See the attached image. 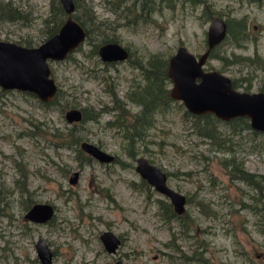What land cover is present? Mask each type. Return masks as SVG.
I'll use <instances>...</instances> for the list:
<instances>
[{
  "label": "rangeland",
  "instance_id": "1",
  "mask_svg": "<svg viewBox=\"0 0 264 264\" xmlns=\"http://www.w3.org/2000/svg\"><path fill=\"white\" fill-rule=\"evenodd\" d=\"M4 1L14 12L0 17V39L23 44L30 37L37 44L47 37L53 0ZM132 3L72 0L71 16L83 35L62 58L47 61L55 85L50 100L0 87V264H44L34 247L39 237L50 264H114L119 258L124 264H264V132L245 116L187 111L180 99L160 95L169 78L147 66L178 45L202 52L203 7L163 6L145 22L133 17ZM202 4L226 24V37L212 47L205 68L228 76L237 90H257L264 83V3ZM103 35L123 47L124 58H100L93 44ZM109 90L138 116L131 139L115 123ZM71 108L79 111L77 120L63 116ZM70 129L111 158H91L79 142L46 133ZM139 156L185 195L183 217L134 169ZM72 171L77 176L70 182ZM26 201L49 204L50 216L24 219ZM103 230L116 236L114 251L99 240Z\"/></svg>",
  "mask_w": 264,
  "mask_h": 264
},
{
  "label": "water",
  "instance_id": "2",
  "mask_svg": "<svg viewBox=\"0 0 264 264\" xmlns=\"http://www.w3.org/2000/svg\"><path fill=\"white\" fill-rule=\"evenodd\" d=\"M66 16L63 22L50 36L35 45H23L12 40L0 39V87L16 89L35 94L43 101L50 100L55 92V85L50 77L47 64L49 59L62 58L82 39L81 25L71 16L72 0H58ZM223 21L217 16L209 17L207 27V48L194 56L183 45H178L167 57L166 75L170 80L168 94L180 99L186 110L194 113L211 112L221 119L234 116H245L252 129L264 132V90L243 91L232 87L230 78L215 69L203 70L202 66L210 47L223 37ZM97 53L103 61L122 59L125 56L123 47L108 41L97 47ZM79 111L75 108L64 112L68 120H77ZM79 148L101 161L111 156L102 149L82 140ZM134 169L153 188L168 197L173 211L183 212L185 197L165 183V173L143 157L135 159ZM77 171H72L69 181L73 182ZM51 214L47 203H32L25 211L24 217L43 221ZM99 237L108 251H114L116 236L109 230H103ZM34 247L38 258L44 264H50V250L42 238H37ZM114 264H124L119 258Z\"/></svg>",
  "mask_w": 264,
  "mask_h": 264
},
{
  "label": "trees",
  "instance_id": "3",
  "mask_svg": "<svg viewBox=\"0 0 264 264\" xmlns=\"http://www.w3.org/2000/svg\"><path fill=\"white\" fill-rule=\"evenodd\" d=\"M248 1L258 2L260 0H248ZM52 3L54 6L55 15H54V18L50 20L49 22H47L46 25L44 26V31H45L46 36L53 34L58 29V27L63 22L66 16L58 0H53ZM176 3L177 4L179 3L181 6H184L185 4H189L192 7H194L197 4H202V0H133L132 7H131V9L133 8L132 15L137 20L151 22L154 20V14L162 13L163 6L168 7V8H174ZM91 11L92 10H89V13H92ZM13 12L14 10L11 9V6L8 1L0 0V17L10 16ZM201 13H202L203 19L205 20L208 19L211 14L210 11H208L205 7L201 9ZM108 41H114V40L111 36H106V35L101 36L100 38H98V41L93 44L94 50H97V47L99 44H102ZM24 42L25 43H23V45H27V46L35 44L33 39L30 37L29 38L26 37ZM166 61H167V58H152L147 61V66L149 67V71L154 72L157 76L167 81ZM25 92L29 93L28 91H25ZM109 93L111 95L113 105L116 109L115 123L122 130H124L127 133L128 138L131 139L133 132H135L136 130L135 127L137 126L138 116L128 111V109L125 107L124 102L116 96L113 90H109ZM29 94L32 95L31 93ZM160 95L161 96L168 95V89L164 87L161 88ZM199 116L207 117V118L209 117L207 113L200 114ZM33 132H36V129H34ZM46 133L50 136H56L59 138L61 137L60 139L62 140L61 141L62 143L66 141L65 139L75 141V142H79L80 140L79 137H76L75 135L71 134V129L67 130L68 134L66 132L65 133L59 132L57 130H55L54 132H46ZM63 137H67V138H63ZM240 173L242 174L243 177L251 180V182H254L253 179H251L253 177L252 174L247 173L242 170L240 171ZM30 204L31 202L26 201L24 204L25 205L24 208L26 209ZM166 208L169 211H172L169 203H166ZM179 217L180 218L183 217V214L179 215Z\"/></svg>",
  "mask_w": 264,
  "mask_h": 264
},
{
  "label": "flooded vegetation",
  "instance_id": "4",
  "mask_svg": "<svg viewBox=\"0 0 264 264\" xmlns=\"http://www.w3.org/2000/svg\"><path fill=\"white\" fill-rule=\"evenodd\" d=\"M248 1V0H247ZM259 3L260 2H263L264 3V0H260V1H258ZM185 5H189V4H185ZM184 5V6H185ZM197 5H199V4H197ZM202 7H205V6H203V4H200ZM191 6V5H190ZM206 8V7H205ZM210 17V16H209ZM208 24H209V18H208V21H207V26H206V33H205V46H204V49L202 50V52L207 48V43H206V34H207V27H208ZM57 31V30H56ZM222 32H223V37L225 38L226 37V35H225V32H226V24L225 23H223V30H222ZM50 36V35H49ZM223 37H221V39L218 41V42H220L221 40H223L224 38ZM116 42V41H115ZM217 42V43H218ZM118 43V42H117ZM217 43H215V44H217ZM214 44V45H215ZM33 45H35V44H33ZM100 45V44H99ZM98 45V46H99ZM213 45V46H214ZM212 46V47H213ZM212 47H210L209 48V50H208V53H207V55H206V58H205V61H206V59H207V56H208V54H209V52L211 51V49H212ZM97 51V50H96ZM193 54V53H192ZM200 54V53H199ZM199 54H193L194 56H197V55H199ZM170 56V55H169ZM114 61H119V59H117V60H111V61H104V62H108V63H111V62H114ZM204 61V62H205ZM202 69L203 70H211V69H215V68H205V66H204V63H203V66H202ZM215 70H217V69H215ZM217 71H219V70H217ZM220 72V71H219ZM220 73H222V72H220ZM225 75V74H224ZM230 82H231V85H232V87L234 88V89H236L235 87H234V85H233V82H232V80H230ZM169 85H170V80H169ZM168 89V88H167ZM237 90V89H236ZM264 90V83L261 85V86H259V88L257 89V90H254V91H263ZM243 91H248V90H243ZM200 114H202V113H200ZM254 130H256L257 131V129H254ZM260 131V130H259ZM84 152V151H83ZM88 156H90L91 158H95V157H93V156H91V155H89V154H87ZM137 158V157H136ZM135 158V159H136ZM96 159V158H95ZM173 189V188H172ZM175 190V189H174ZM177 191V190H176ZM179 192V191H178ZM159 193V192H158ZM181 193V192H180ZM161 194V193H160ZM183 194V193H182ZM184 195V194H183ZM184 197H185V195H184ZM185 200H186V198H185ZM168 201H169V199H168ZM169 204H170V207H171V210L172 211H170V212H172L173 214H175V216L176 217H178L179 218V215H182L183 214V212L182 213H176V212H174L173 211V208H172V205H171V203L170 202H168ZM31 205V204H30ZM29 205V206H30ZM28 206V207H29ZM27 207V208H28ZM26 208V209H27ZM26 209H25V211H26ZM25 211H24V213H25ZM24 213H23V215H22V217L24 218V219H26L25 217H24ZM28 219V218H27ZM100 235V234H99ZM99 240L102 242V244H103V246H104V248L106 249V247H105V245H104V243H103V241L101 240V238L99 237ZM115 249V248H114ZM107 250V249H106Z\"/></svg>",
  "mask_w": 264,
  "mask_h": 264
}]
</instances>
